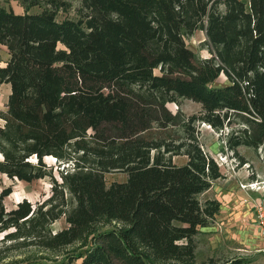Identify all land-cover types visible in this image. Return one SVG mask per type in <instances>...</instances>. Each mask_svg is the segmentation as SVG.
Masks as SVG:
<instances>
[{
	"label": "trees",
	"instance_id": "obj_1",
	"mask_svg": "<svg viewBox=\"0 0 264 264\" xmlns=\"http://www.w3.org/2000/svg\"><path fill=\"white\" fill-rule=\"evenodd\" d=\"M22 1L44 7L0 9L9 53L0 84L11 88L0 110V171L49 176L52 186L10 208L11 186L0 192L1 241L56 250L90 235L69 264H216L196 259L195 235L221 205L199 195L223 175L198 125L228 127L233 154L246 162L238 147L252 146L264 162V0H81L79 19H58L62 0ZM200 28L210 56L187 42ZM221 73L229 82L214 85ZM180 97L200 113L171 111ZM114 170L128 177L108 185ZM62 216L68 226L53 231ZM112 220L122 225L98 228Z\"/></svg>",
	"mask_w": 264,
	"mask_h": 264
},
{
	"label": "rangeland",
	"instance_id": "obj_2",
	"mask_svg": "<svg viewBox=\"0 0 264 264\" xmlns=\"http://www.w3.org/2000/svg\"><path fill=\"white\" fill-rule=\"evenodd\" d=\"M63 5L57 10L58 19L72 17L79 19L82 14L81 0H62ZM248 1V0H246ZM42 4L28 5L22 0H0V9L12 10L16 13L40 11ZM189 46L201 57L210 56L204 42L206 33L204 29L196 30L186 37ZM9 53L6 45L0 43V65L6 63ZM229 81L221 73L214 85L226 84ZM11 91L8 82L0 84V110L7 108V98ZM171 111L180 108L184 113H200L201 104L190 98H181L178 102L167 103ZM1 120V119H0ZM200 129V142L204 148L217 160L223 175L213 181L210 188L199 195L201 201L207 198H216L221 202L220 210L215 214L210 224L200 227L195 235L196 259L205 261L212 258L216 264L243 257L241 264H264V231L259 227L258 205L264 207V162L261 149L241 145L238 147L239 156L233 154L224 142L228 127L217 130L210 124L203 122L198 125ZM174 160L185 163V155H174ZM1 159V154H0ZM46 162L55 165L54 173L59 177L58 165L53 157L45 158ZM62 167V166H61ZM106 183L114 180L124 181L128 175L121 170L106 172ZM60 178V177H59ZM11 186L10 194L4 199L7 208L23 198L28 197L33 202L48 197L51 192L52 180L49 176L40 177L32 181L8 177L0 171V192ZM117 220L104 221L98 228L108 229L121 226ZM68 226L65 217L57 218L52 224L53 231ZM4 233L0 232V238ZM91 236L83 243L76 241L66 247L52 250L35 245L20 248H7L10 242L0 239V264H69V257L73 252L80 251L90 243ZM70 264H81V258H75Z\"/></svg>",
	"mask_w": 264,
	"mask_h": 264
},
{
	"label": "built area",
	"instance_id": "obj_3",
	"mask_svg": "<svg viewBox=\"0 0 264 264\" xmlns=\"http://www.w3.org/2000/svg\"><path fill=\"white\" fill-rule=\"evenodd\" d=\"M258 216H259V227L261 228L262 231H264V207L262 204L258 205Z\"/></svg>",
	"mask_w": 264,
	"mask_h": 264
},
{
	"label": "water",
	"instance_id": "obj_4",
	"mask_svg": "<svg viewBox=\"0 0 264 264\" xmlns=\"http://www.w3.org/2000/svg\"><path fill=\"white\" fill-rule=\"evenodd\" d=\"M175 161V160H174ZM176 162V161H175Z\"/></svg>",
	"mask_w": 264,
	"mask_h": 264
}]
</instances>
